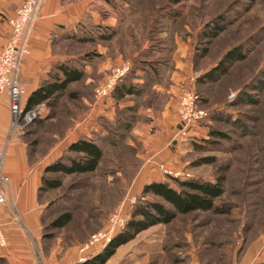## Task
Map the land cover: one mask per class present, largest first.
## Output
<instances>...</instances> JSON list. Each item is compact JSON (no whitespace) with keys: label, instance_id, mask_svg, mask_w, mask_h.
<instances>
[{"label":"rangeland","instance_id":"374dc122","mask_svg":"<svg viewBox=\"0 0 264 264\" xmlns=\"http://www.w3.org/2000/svg\"><path fill=\"white\" fill-rule=\"evenodd\" d=\"M105 2L108 6L98 9L100 15H111L120 20V26L107 29L94 24L87 16L78 35L96 38L99 34L117 31L116 36L108 43L63 41L61 52L77 61L70 66L85 70V78L68 88L57 107L49 109L42 124L25 125L10 139L21 140L27 147L31 165L41 170L50 163L54 150L68 141L80 120L94 112L95 91L115 67L130 62L131 71L138 76L143 75L144 69L153 72L165 65L160 69L166 79L169 68L173 66L175 70L171 54L179 52L180 47L184 49L186 44V53L179 59L193 65L191 79H196V74L200 77L225 63L238 49L241 58L225 64L229 72L218 82H195L199 106L212 115L221 109L225 119L205 123L202 129H206L205 134L195 141L174 142L175 129L174 137L171 136L172 147L179 150L181 144L187 146L182 147L177 159L168 160L173 165L168 167L165 162V166L157 167L165 176L164 171H168L213 183L217 178H224L225 193L217 202L216 211L178 216L171 225L151 227L121 246L117 256L109 263L115 254L106 264H255L264 261L261 255L264 237V0H186L179 4L172 0ZM218 20L224 22L219 36L207 38L211 24ZM102 47L107 48L105 54H100ZM204 49L208 51L207 57L201 56ZM107 58L121 63L100 73L98 68ZM132 76L130 72L121 83ZM232 95L235 97L231 98ZM168 100L169 95L161 94L158 89H147L138 98L144 119L149 120L145 111L152 112L158 129L160 114ZM110 104L118 111L114 99ZM127 105H131L130 102ZM117 111L108 117L97 114L98 133L102 134V124L107 125L117 137L116 142L122 144L121 148H105L98 172L64 177L62 189L44 196V201L49 199L50 203L44 205L41 242L32 241L33 253L39 262L61 252L66 264L84 263L112 242L102 240L90 245L93 237L102 232L116 237L127 225L122 227L120 221L130 220L133 201L137 202L143 191L137 186V176L153 156L151 146L140 139L136 131L125 133L123 125L111 124L118 117ZM51 113L55 118L49 120ZM146 120H140L136 127ZM211 129L227 138H212ZM207 140L210 141L204 142ZM206 158L214 162L199 164ZM93 209L96 210L90 216L89 211ZM63 213H72V222L65 228L54 229L52 224ZM87 246L89 248L83 251Z\"/></svg>","mask_w":264,"mask_h":264},{"label":"crops","instance_id":"0c3cea01","mask_svg":"<svg viewBox=\"0 0 264 264\" xmlns=\"http://www.w3.org/2000/svg\"><path fill=\"white\" fill-rule=\"evenodd\" d=\"M23 2L24 0H0V50L7 43L10 36L11 29L8 25V19L14 15L16 9ZM106 6L108 5L105 0L42 1L39 16L29 36L31 52L23 61L19 73L20 84L27 91L25 106L32 93L40 87L43 80L47 79L51 69L60 62L70 60L61 52L62 42L66 40L67 34L78 33L82 21L87 16H90L94 24L105 26L107 29L120 26V20L111 15H100L98 9ZM185 48L186 44L184 49L180 47L179 52L171 54L175 63V70L171 76L169 75L171 85L167 88L163 86L155 87L161 94L169 95V100L159 117L160 128L158 129L155 125L154 114L145 111L144 113L150 121L146 120V122L137 125L135 129L138 137L143 138L144 142L151 146L153 156L137 176L139 181H137V186L141 188L140 191L151 183L169 182V178L157 167L162 164L165 166V162H168L166 164L168 167L173 165L169 161L177 159L179 152L183 149L182 147L187 146L181 144L179 150H175L171 144L174 137L172 134H174L179 121L177 98L180 89L184 85H189L193 76V65L179 59V56L182 57L186 53ZM105 49L107 48H100V54H105ZM120 63V60L114 61L107 58L106 62L100 64L98 70L100 73L108 72ZM139 81L137 80V82ZM109 109L110 106L95 105L94 112L80 120L74 133L71 137H68V141L65 140L54 150L50 163L39 170L37 165H31L26 145L21 140L9 139L11 126L9 99L7 95L0 98V151L5 149L3 173L9 178V184L0 185V190L6 198V203L0 205V222L3 224L7 239V246L0 248V260L5 261L6 264H66V258L61 252H58L59 255L57 256L53 253L45 261L40 262L33 253L35 245L32 244V241L41 242L42 238L41 218L45 208L39 204L38 191L42 185L43 169L45 170L51 162L58 160L71 144L76 143L81 138L92 139L94 133H98L100 129L97 114L108 117L112 115ZM202 129L197 132L198 138L199 135L205 134L206 129ZM171 136L173 137L171 138ZM261 246V255L264 257L262 242ZM119 251L120 249L117 254ZM73 264H75V261Z\"/></svg>","mask_w":264,"mask_h":264},{"label":"trees","instance_id":"16d2710c","mask_svg":"<svg viewBox=\"0 0 264 264\" xmlns=\"http://www.w3.org/2000/svg\"><path fill=\"white\" fill-rule=\"evenodd\" d=\"M172 1L179 4L186 0ZM223 23L221 20L213 22L211 28L208 29L209 33L206 35L207 38H217L222 30L221 25ZM116 34L117 31H112L111 33L99 34L96 38H93L87 36L81 37L78 33H69L65 39L79 43L97 41L108 43L113 40ZM237 50H234L233 56L228 59L229 61L226 59L224 61L225 63H221L213 70L205 72L202 76L198 77L197 83L218 82L220 78L228 74L229 68L224 66L227 62L232 63L241 58ZM201 56L207 57L208 51L204 49ZM73 62L77 61L70 59L65 62H60L51 69L47 79L43 80L40 87L28 98L25 106L26 112L32 111L41 105H45L50 110L52 107L55 109L68 88L73 84L83 81L86 73L85 70L78 68L76 65L70 66V63ZM162 67L165 68V65H162L153 72L144 69L142 70L143 75L138 76H136V73L134 76L133 71H131L133 76L119 84L113 94L114 102L118 106V111L116 110L118 117L115 122L111 123L112 125H123L125 133H132L135 131L136 124L140 120H146L140 112L142 105L138 101V98L142 97L143 92L147 89H155L156 86L167 88L171 85L170 76L174 71L173 66L171 69L169 68L166 79L160 69ZM137 80L140 81L137 82ZM135 81L136 83H134ZM71 97L74 98L75 95H71ZM127 102H130L131 105H127ZM122 105L125 106L123 109H120L119 107ZM220 111L221 109H217L214 115L209 111L211 113L209 121L225 119V115ZM122 113L124 114L121 115ZM54 118V114L51 113L49 120ZM35 123L42 124L43 122L42 120H37L33 122V124ZM101 129L106 134H103L102 131V134H94L92 139L81 138L76 143L71 144L61 158L46 167L42 176V185L38 191L40 205L44 206L50 203L49 199L44 201V196L62 189L64 177L92 175L98 172L105 157V148H121L122 144L116 142L115 139L117 137L109 131L107 125L102 124ZM209 136L212 138H227L226 135L214 131V129L210 130ZM122 137L124 136H120L121 139ZM212 162H214V159L206 158L199 164ZM168 178L169 182L146 185L142 191V195L138 197L137 202L133 206L131 218L127 222L125 229L103 251L94 253L86 262L79 264H106L121 246L128 244L141 232L151 227L171 225L178 216L216 211L217 202L225 193L224 178H217L214 183L198 178L183 180L170 176ZM95 210L89 211L90 216H93ZM72 220V213H63L54 221L52 227L54 229L65 228ZM0 264H6V262L0 260ZM256 264H264V261Z\"/></svg>","mask_w":264,"mask_h":264},{"label":"built area","instance_id":"2783aa9c","mask_svg":"<svg viewBox=\"0 0 264 264\" xmlns=\"http://www.w3.org/2000/svg\"><path fill=\"white\" fill-rule=\"evenodd\" d=\"M42 1L24 0L22 5L16 9L14 15L8 20V25L11 29L10 36L7 43L0 50V98L3 95H7L9 99L11 116L9 139L14 135H18L20 128H24L25 125H30L34 121L43 120L49 115V109L45 105L26 112L25 98L27 97V91L19 81L22 63L31 52L29 36L39 16ZM131 69L132 65L130 62L115 67L106 81L95 91L96 103L103 104L106 107L110 106L109 110L112 114L116 113V107L110 104L111 102L113 103L114 91L122 80L129 75ZM197 79L198 74H196V79H192L189 85H184L180 92L177 106L179 121L174 142L180 143L183 140L195 141L197 132L210 120V112L199 106L200 96L194 88ZM234 97L235 95L231 96V98ZM4 161L5 149L0 151V185L9 184V178L3 173ZM164 173L166 176L181 180L188 179L189 177L181 173L168 171H164ZM5 203L6 198L0 190V205H4ZM135 203L136 200L133 201V205ZM127 222L124 219L121 220V226L124 227ZM114 238L113 233L108 235L107 232H102L93 237L90 245H95L102 240H106L109 244ZM262 244L264 246V237ZM6 246L7 239L3 224L0 222V248ZM88 248L89 246L85 247L83 251ZM84 261L85 259H81V262Z\"/></svg>","mask_w":264,"mask_h":264}]
</instances>
